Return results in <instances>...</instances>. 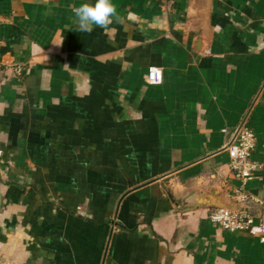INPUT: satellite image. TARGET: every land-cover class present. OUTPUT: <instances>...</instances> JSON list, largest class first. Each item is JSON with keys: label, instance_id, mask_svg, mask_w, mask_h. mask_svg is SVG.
<instances>
[{"label": "crops", "instance_id": "1", "mask_svg": "<svg viewBox=\"0 0 264 264\" xmlns=\"http://www.w3.org/2000/svg\"><path fill=\"white\" fill-rule=\"evenodd\" d=\"M85 2L0 0V264H264L200 204L241 189L264 215V0H112L91 34Z\"/></svg>", "mask_w": 264, "mask_h": 264}, {"label": "built area", "instance_id": "2", "mask_svg": "<svg viewBox=\"0 0 264 264\" xmlns=\"http://www.w3.org/2000/svg\"><path fill=\"white\" fill-rule=\"evenodd\" d=\"M2 42L0 40V54ZM149 80L158 83L162 80L161 71L150 68ZM256 133L251 128L242 125L238 129L234 140L228 145L230 166L236 179L247 182L254 178L259 165L252 159V153L256 147ZM234 199L242 205V209H230L212 207L209 212L210 220L223 229L236 232L247 231L260 236L264 242V215L253 214L247 206L248 195L241 189L235 190Z\"/></svg>", "mask_w": 264, "mask_h": 264}, {"label": "clouds", "instance_id": "3", "mask_svg": "<svg viewBox=\"0 0 264 264\" xmlns=\"http://www.w3.org/2000/svg\"><path fill=\"white\" fill-rule=\"evenodd\" d=\"M71 10L75 17V32L91 34L95 27L106 30L114 22H122L112 0H87Z\"/></svg>", "mask_w": 264, "mask_h": 264}, {"label": "water", "instance_id": "4", "mask_svg": "<svg viewBox=\"0 0 264 264\" xmlns=\"http://www.w3.org/2000/svg\"><path fill=\"white\" fill-rule=\"evenodd\" d=\"M203 206H214L230 209H242V205L235 199H228L223 192L213 191L212 194L205 196L200 200Z\"/></svg>", "mask_w": 264, "mask_h": 264}]
</instances>
